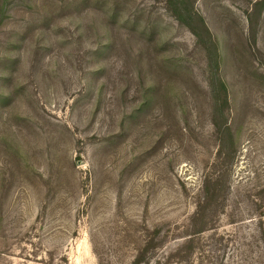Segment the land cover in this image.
I'll return each mask as SVG.
<instances>
[{"label":"rangeland","instance_id":"1","mask_svg":"<svg viewBox=\"0 0 264 264\" xmlns=\"http://www.w3.org/2000/svg\"><path fill=\"white\" fill-rule=\"evenodd\" d=\"M187 1L216 70L166 0H0V264H264V0Z\"/></svg>","mask_w":264,"mask_h":264},{"label":"trees","instance_id":"2","mask_svg":"<svg viewBox=\"0 0 264 264\" xmlns=\"http://www.w3.org/2000/svg\"><path fill=\"white\" fill-rule=\"evenodd\" d=\"M166 3L168 5V9L173 13L176 19L187 26L188 30L203 46L207 57L210 60V65L214 68V70L218 69V53L216 45L212 40L211 33L203 18L193 9L192 5L187 0H166ZM214 83L215 81H212V85H214ZM217 84L219 91L223 93V101L226 103L227 98L225 86L221 81H218ZM211 195L210 197H213V194ZM211 204L210 200L200 201L197 204V208L190 219V237L185 243V246H189L186 247L189 251L194 248V241L196 240L195 237L208 229L206 216L212 208Z\"/></svg>","mask_w":264,"mask_h":264}]
</instances>
